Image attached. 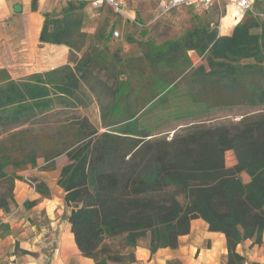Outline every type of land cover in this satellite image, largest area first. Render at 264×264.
<instances>
[{
  "label": "trees",
  "instance_id": "16d2710c",
  "mask_svg": "<svg viewBox=\"0 0 264 264\" xmlns=\"http://www.w3.org/2000/svg\"><path fill=\"white\" fill-rule=\"evenodd\" d=\"M36 3L31 0L32 10ZM84 6L83 1L68 2L59 13L44 14L39 42L80 50L84 46L80 30ZM188 51L204 61L188 74L191 81L186 87L194 102L208 112L233 106L260 111L244 114L233 129L188 125L184 136L175 135L169 142L138 131V115L128 114L116 124L107 122L104 126H116L101 133L83 118L68 139L50 136L54 142L47 148L39 137L29 136L31 127L53 108L57 96L74 99L78 85L74 73L56 76L59 71L53 70L12 80L0 70V182L8 177L4 167L12 161L7 143L17 145L23 134L28 133L26 140L31 138L18 168L36 165L42 156L45 169L51 166L49 160L65 154L68 163L58 178L69 209L64 217L79 252L94 264L135 263V248L147 239L151 255L160 248L174 249L195 218L225 236L226 264H245V257L236 251L241 241L262 242L264 23L245 19L230 35H218L217 28L208 25L195 27L175 41L144 49L152 64L173 62L177 53ZM98 61L85 57L77 61L76 72L86 78L88 66ZM160 93L146 100L138 112ZM227 150L234 152L236 160L230 167L225 165ZM10 177L12 182L21 179ZM12 190L13 185L0 192V210L8 211ZM35 190L49 195L40 182ZM23 204L28 207L34 201Z\"/></svg>",
  "mask_w": 264,
  "mask_h": 264
},
{
  "label": "rangeland",
  "instance_id": "374dc122",
  "mask_svg": "<svg viewBox=\"0 0 264 264\" xmlns=\"http://www.w3.org/2000/svg\"><path fill=\"white\" fill-rule=\"evenodd\" d=\"M80 1L85 2L80 28L84 33V46L74 50V56L77 61L85 57L89 61L98 58V63L88 66L93 69L87 70L86 76L91 73V78L99 81L90 80L95 85L94 92L78 72L73 105L55 102L53 108L45 112L44 118L31 127L29 136L39 137L45 147H51L54 142L50 136L68 139L75 134L83 118L101 133L107 122L138 115L135 126L138 131L148 132V138H164L165 142H169L175 135L178 138L184 136L188 125L203 123L212 129L220 125L233 129L244 114L260 111V108L233 106L208 112L203 104L194 102L186 87L190 86L191 81L188 74L204 62L194 51H188L186 55L177 53L176 60L169 64H152L145 57L144 49L150 44L162 46L179 39L195 27L208 25L218 29L223 10L188 6L168 9L165 6L167 0H123V7L119 9L100 0H72ZM234 16L232 13L227 19ZM246 18L260 21L263 17L253 11L246 13L242 20ZM114 30L119 33L116 37L113 35ZM115 77L117 80L121 77V83H116ZM163 86H169L168 91L164 90L138 112L141 106L137 102L145 103L152 95L161 92ZM133 102L136 105L129 109ZM25 135L28 136V133L17 138V145L7 143V152L12 161L4 167L8 177L0 182V192H5L14 184L11 175L20 176V180L25 183V177L37 183L30 171L33 165L26 164L18 168L29 149L27 144L31 137L26 140ZM42 158L38 156L36 162H41ZM224 159L227 167L236 162L232 150L225 151Z\"/></svg>",
  "mask_w": 264,
  "mask_h": 264
},
{
  "label": "crops",
  "instance_id": "0c3cea01",
  "mask_svg": "<svg viewBox=\"0 0 264 264\" xmlns=\"http://www.w3.org/2000/svg\"><path fill=\"white\" fill-rule=\"evenodd\" d=\"M68 2L72 0H37L36 9L32 10L31 0H0V70H4L10 79L21 80L53 70L59 71L56 76L72 72L78 79L74 50L63 44L39 42L44 14L53 11L59 13ZM16 5L20 6L18 12L14 11ZM253 11L264 12V0H255ZM233 12L234 18L227 19ZM246 13L248 12L237 13L233 7L223 10L218 35H230L234 26L245 20L242 19ZM258 22L264 23V18ZM90 69L93 68H88ZM91 77L89 73L84 82L90 84L95 92V85L92 84L99 80ZM113 79L116 83L122 81L121 77L119 80L116 77ZM90 80L93 81L92 84ZM168 89L169 86H163L161 91ZM54 101L65 104L75 100L62 95L57 96ZM139 102L140 107L143 103ZM133 105L136 103L129 106ZM124 119L121 120L125 121ZM119 121L109 123L116 124ZM114 126L116 125H112ZM112 127L104 126L103 131ZM49 161L51 166L48 168L41 167L46 163L42 158L41 162H36L30 169L35 180L48 190V196L41 195L20 179L14 180L13 201L8 211L0 210V264H94L91 258L84 257L79 252L70 224L64 217L68 210L58 178L62 167L68 163V158L61 154ZM242 177L248 179L245 174ZM26 201H34V204L26 207L23 204ZM261 239L259 245L253 239H245L236 246V251L245 257V264H264V230ZM147 245L148 239L135 248L136 262L132 264H226L227 261L225 236L220 232L210 231L201 218L190 221L188 233L179 237L176 248H160L151 255Z\"/></svg>",
  "mask_w": 264,
  "mask_h": 264
},
{
  "label": "built area",
  "instance_id": "2783aa9c",
  "mask_svg": "<svg viewBox=\"0 0 264 264\" xmlns=\"http://www.w3.org/2000/svg\"><path fill=\"white\" fill-rule=\"evenodd\" d=\"M254 1L255 0H167L165 6L168 9L178 6H188L202 9L218 8L224 11H227L228 7H233L236 9L237 13L243 14L245 12H253ZM100 2H105L108 5L116 7V9L123 7V0H100ZM259 16L264 18V12H260ZM113 35L115 37L118 36V31L114 30ZM24 180L30 188H36V183L33 180L26 177Z\"/></svg>",
  "mask_w": 264,
  "mask_h": 264
},
{
  "label": "water",
  "instance_id": "95a60500",
  "mask_svg": "<svg viewBox=\"0 0 264 264\" xmlns=\"http://www.w3.org/2000/svg\"><path fill=\"white\" fill-rule=\"evenodd\" d=\"M14 11H15V12L20 11V6L16 5V6L14 7Z\"/></svg>",
  "mask_w": 264,
  "mask_h": 264
},
{
  "label": "bare ground",
  "instance_id": "6f19581e",
  "mask_svg": "<svg viewBox=\"0 0 264 264\" xmlns=\"http://www.w3.org/2000/svg\"><path fill=\"white\" fill-rule=\"evenodd\" d=\"M233 15H234V12H233Z\"/></svg>",
  "mask_w": 264,
  "mask_h": 264
}]
</instances>
